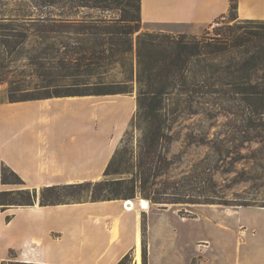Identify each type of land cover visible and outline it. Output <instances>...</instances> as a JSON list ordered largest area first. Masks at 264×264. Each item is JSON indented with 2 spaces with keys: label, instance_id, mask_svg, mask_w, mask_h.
I'll return each instance as SVG.
<instances>
[{
  "label": "rangeland",
  "instance_id": "rangeland-1",
  "mask_svg": "<svg viewBox=\"0 0 264 264\" xmlns=\"http://www.w3.org/2000/svg\"><path fill=\"white\" fill-rule=\"evenodd\" d=\"M24 13H31L33 17L69 19L72 26L63 34L68 37L63 38L67 41L53 39L54 35L46 32L30 31L32 34L23 39L12 35V30L6 26L12 24L17 30H24L26 26L21 21ZM107 14L118 16L117 10L77 6L70 0L38 8L23 0H0V99L8 98L11 88L15 89L16 96L44 97L55 93L85 92L99 80L126 82L137 94L135 48L132 53L117 54L111 63L97 68L90 75L77 72L66 61L65 66L58 61L62 56L65 60L77 57L76 52L82 48L94 47L96 41L93 37H88L87 41V36L78 31ZM15 15L20 18L9 22ZM263 30L264 21L249 22L227 13L199 30H189L181 25H141L133 34L134 41L138 34L151 33L191 43L189 52L183 54L187 57L183 69L184 90L171 88L164 100L166 114L176 118L169 130L171 141L165 152L168 167L155 178V184L149 185L150 197L163 187L164 181L188 177L182 181L183 193L192 195L193 200L208 202H170L171 194L164 196L168 202H155L139 191L135 197L121 200L144 198L152 207L167 209L182 218H194L181 228L192 231L197 237H216L217 229L212 228L211 219L233 224L237 217L240 220L252 217L255 207L264 206V63L254 67L244 65L248 56L231 42L240 41L235 38L244 31ZM75 38L85 41H71ZM249 85L262 93L254 97L250 106L242 93ZM143 128L142 122L130 123L119 142L116 160L122 173L106 175L103 172L98 180L126 179L136 173ZM4 185L11 187L5 191L16 192L25 188L20 183ZM83 196L86 198L89 194ZM229 239L232 241V237ZM186 244L193 249L194 243ZM205 244V241H198L199 256L192 257V262L204 258ZM182 252L181 255L170 254L167 261L187 264ZM15 258V251H11L9 259ZM132 262L129 255L119 264Z\"/></svg>",
  "mask_w": 264,
  "mask_h": 264
},
{
  "label": "crops",
  "instance_id": "crops-1",
  "mask_svg": "<svg viewBox=\"0 0 264 264\" xmlns=\"http://www.w3.org/2000/svg\"><path fill=\"white\" fill-rule=\"evenodd\" d=\"M229 7L230 0H140L141 25L199 30L225 16ZM236 15L241 20L264 21V0H237ZM136 107L133 89L0 99V170L7 165L26 187L37 190L98 180ZM9 189L0 179V191ZM124 201L0 206V262L15 251V260L26 263L119 264L128 254L132 264L138 260L139 264H172L167 256L181 255L184 245L187 264H264V206L255 207L252 217H237L233 224L211 219L216 237H197L181 228L194 218L152 206L143 210L136 199L134 209H126ZM182 239L194 243L193 249ZM199 240L206 243L204 258L192 262L199 256Z\"/></svg>",
  "mask_w": 264,
  "mask_h": 264
},
{
  "label": "trees",
  "instance_id": "trees-1",
  "mask_svg": "<svg viewBox=\"0 0 264 264\" xmlns=\"http://www.w3.org/2000/svg\"><path fill=\"white\" fill-rule=\"evenodd\" d=\"M29 3V6H54L61 0H23ZM77 6H85L97 8L102 11L117 10L116 18L98 17L94 19L91 25L80 27L79 33L86 35V40L93 37L96 41L92 48L85 47L76 52L75 58H65L62 56L58 59L60 64L68 62L77 72L90 75L97 68L103 67L113 61V57L122 55L123 53H132L133 48L136 50V82L138 86L136 100L137 107L132 119L135 125L138 121L144 124L142 130V138L140 142V150L136 163V173L126 179H102L96 181H82L77 183L53 184L41 187L40 189L28 188L24 185V181L20 176L10 169L7 165L2 164L0 170V179L3 184L20 183L25 186L21 190L0 191V206L32 205L37 198L40 205H53L63 203H73L82 201H98L107 199H126L135 197L137 191L146 198H151L155 202L165 201L164 196L172 195V201L180 200L190 201L193 203H207L208 201L193 200L192 195L183 193L182 181L188 177L181 178L177 181H164L163 187L155 191L157 196L153 194L150 197V184H155L154 180L158 175L165 172L168 167V159L165 152L171 141L169 134L170 127L176 117H168L165 112L164 100L170 93V89L177 87L184 90L185 76L183 74L184 64L187 60L185 55L189 52V42L182 40H174L169 37H160L158 34L143 33L136 36L133 40V34L140 30V0H70ZM237 0H230L229 14L232 17L236 15ZM21 17L24 23V30H17L16 26L9 24L6 27L12 30V35L19 38H26L30 31L46 32L54 35L53 39L67 41L68 38L64 33L69 31L72 26L67 18L53 17H33L31 13H24ZM2 18V17H0ZM20 17L15 15L9 22H15ZM259 21V20H246ZM36 26V27H34ZM89 37V38H88ZM235 39L240 41H231L233 45L241 48L242 52L248 57L244 65L256 66L264 63V30L263 31H244ZM21 41V39L19 40ZM69 41V40H68ZM71 41H85L78 38ZM64 49L66 45L62 44ZM66 54V53H65ZM66 61V62H65ZM131 80V76L128 77ZM244 79L248 80V77ZM204 81H201V84ZM132 91L130 84L95 81L92 89L85 92H67L55 93L51 95H70V94H109V93H126ZM15 89L8 90V100L18 101L27 99H36L40 96H32L28 94L15 95ZM244 101L250 106L254 97L261 95V91L249 85L243 88ZM50 96V95H46ZM44 96V97H46ZM117 152L113 153L107 163L104 174L111 175L122 173L120 164L116 160ZM13 179V180H12ZM84 197L83 195H88ZM16 195V196H12ZM188 196V197H186ZM129 255H125L123 259ZM143 259L145 261V251L143 250ZM120 261V263H121ZM0 264H39L26 263L19 260H3Z\"/></svg>",
  "mask_w": 264,
  "mask_h": 264
},
{
  "label": "bare ground",
  "instance_id": "bare-ground-1",
  "mask_svg": "<svg viewBox=\"0 0 264 264\" xmlns=\"http://www.w3.org/2000/svg\"><path fill=\"white\" fill-rule=\"evenodd\" d=\"M138 202H139V206H140V208L141 209H143V210H146V209H148V208H150V202L147 200V199H144V198H140L139 200H138ZM124 207L126 208V209H134V204H133V201L132 200H127L125 203H124ZM138 264H139V260H138Z\"/></svg>",
  "mask_w": 264,
  "mask_h": 264
},
{
  "label": "built area",
  "instance_id": "built-area-1",
  "mask_svg": "<svg viewBox=\"0 0 264 264\" xmlns=\"http://www.w3.org/2000/svg\"><path fill=\"white\" fill-rule=\"evenodd\" d=\"M125 206V205H124Z\"/></svg>",
  "mask_w": 264,
  "mask_h": 264
}]
</instances>
